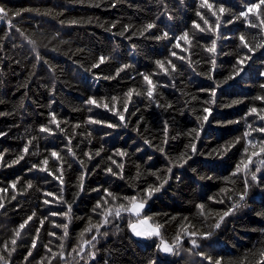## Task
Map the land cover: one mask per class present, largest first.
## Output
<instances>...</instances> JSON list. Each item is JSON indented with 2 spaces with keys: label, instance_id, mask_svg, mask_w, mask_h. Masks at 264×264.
<instances>
[{
  "label": "trees",
  "instance_id": "trees-1",
  "mask_svg": "<svg viewBox=\"0 0 264 264\" xmlns=\"http://www.w3.org/2000/svg\"><path fill=\"white\" fill-rule=\"evenodd\" d=\"M207 5L0 0V264H264V4Z\"/></svg>",
  "mask_w": 264,
  "mask_h": 264
},
{
  "label": "snow or ice",
  "instance_id": "snow-or-ice-1",
  "mask_svg": "<svg viewBox=\"0 0 264 264\" xmlns=\"http://www.w3.org/2000/svg\"><path fill=\"white\" fill-rule=\"evenodd\" d=\"M204 3L207 5V0H204ZM261 4H264V0H261ZM207 6H208L209 8L212 7L211 5H207ZM256 7H257V5H250L249 8H248V11L251 12V11H252L253 9H255ZM224 11H225V9H224L223 7H221L220 12L223 13ZM0 13H5V9L0 8ZM197 14L200 15L199 13H197ZM213 14L215 15V13H213ZM239 15L242 16V17H244V16L247 15V13H245V12H241ZM202 18H203V17H202ZM0 19H3V17L0 16ZM204 22H205V24L208 23L207 20H205ZM217 22H219V17H217ZM262 23H264V21H262ZM152 27H154L153 24H148V25L146 26V29H145V30H147V29H151ZM197 27H199V25H197ZM201 30H203V29H201ZM164 36H165V38H166V37H167V33H165ZM158 39H159V37H158ZM177 39H178V40H179V39H183L185 42H187V41H188V34L185 33L182 37H179V38H177ZM240 39H241V41H244V37H243V36H241ZM215 44H216V42L213 41V42H212V47L208 49L209 52H214V51H215ZM177 46H179V45H177ZM244 46H245V47H248L247 43H245ZM257 47H259V45H257ZM249 50L252 51V49H249ZM172 54L175 55L174 52H173ZM103 59H104V58L101 57V62L103 61ZM156 63H157V65H159L161 68H163V63H162L161 61H157ZM96 66H97V65H94V67H96ZM172 69L175 70V65H172ZM144 78H145L146 81L149 82V84H151V81L149 80V78H148L147 76H145ZM130 94H131V90H130V92H129L128 95H130ZM148 95H149V96H152V88H151V87H149ZM257 99H264V97H257ZM88 102H89V103H95V101L91 100V98H90V100H89ZM204 111L207 112L208 109H205ZM251 111H252V112H256L257 110H256L255 108H253V109H251ZM203 119L206 121V120L208 119V117H207V116H204ZM261 119H264V117H261ZM50 123H56V119H55V116H54V115H53L52 120L50 121ZM57 126H58V125H57ZM41 131H44V132H50L51 129L48 128V127H42V128H41ZM259 131L264 132V128L259 129ZM0 135H3V133H0ZM248 135H249L248 133H245V136H248ZM249 143H251V141H249ZM192 148H193V151H195V145H192ZM23 151H24L25 153L28 152V146H27V145L25 146V148L23 149ZM69 151H71V150H69ZM245 151H247V149H245ZM262 153H264V145L261 146V148H260V152H259V153H257V152H253V153H252V156H257V155H260V154H262ZM122 154H123V153H121V155H122ZM51 155H52V157L59 158L58 153H56V152H52ZM252 156H249V157H248V161H249V163H250L251 160H252ZM20 159H23V157L21 156ZM15 162H16V161H14V163H15ZM262 162H264V161H262ZM42 163H43V164H47L48 161H47V160H44V161H42ZM35 167H36V165H33V168H35ZM247 168H248V163H245V164L243 165V168H241L240 165H238V166H237V172H239V171H241V170H247ZM44 170L47 171L46 168H45ZM258 170H259V169H257V171H258ZM109 171H111V170L109 169ZM169 171H171V170L169 169ZM251 178H252V180H256V175H255V173H252ZM12 187H15V184H13ZM29 187H31V185H29ZM153 191H159V188H155V189H151V190H149L148 193H147V195L150 197V196L152 195V192H153ZM245 194H246V191H245L244 194H242V195L240 196V199H241V200L244 199V195H245ZM47 195L51 196L52 193H47ZM114 199H115V197H114ZM131 199H132L133 201H135V198H134V197L131 198ZM45 203H49V201H45ZM0 207H3V205L0 204ZM143 207H144V204H143V203H133L132 206H131V208H126L124 205H120V206L115 210V215H116V216H119V215L121 214L122 211L139 212V210L142 209ZM198 207H200L201 209H203V205H199ZM237 207H239V204H235V205H233V208L229 209L228 212H225L222 216H220V220L217 221L215 227H219V226H220V221H222V220L224 219L225 216H227L230 212H232V211H233L235 208H237ZM105 211H106V217H107V215H111V214H112V210H110V209H106ZM33 215H35V214H33ZM53 215H55V213H53ZM32 218H33L32 216L28 217V219H27L23 224H21V225L19 226V228H20V229H23V228L25 227V225H26L29 221L32 220ZM103 223H108L107 218H105V220L103 221ZM41 224H43V221H41ZM95 227H96L97 231H99V227H100V225H95ZM130 227L132 228V230L135 232V234H136L137 236L145 235V233H142V232L136 231V226H135V225H130ZM90 230H91V227L85 229V231H90ZM37 232H39V229H37ZM65 233H67V225H65ZM16 235H17V236L20 235L19 230L16 231ZM53 235H54V234H53ZM191 235H192V236H195L196 233H191ZM203 235H204V236H207L208 234H207V233H204ZM95 240H96V237L93 236V237H92V241H95ZM179 240H180V237H177V243H179ZM92 241L84 240V241H83V244H91ZM11 243H12V244H15V243H16V240L13 239V240L11 241ZM83 244L81 245V247H80V249H79L80 252H83V251H84V249H83ZM192 244H193V246H195V245H196V241L193 240V241H192ZM35 246H36V241L34 240V241H33V247H35ZM6 247H7V245H5V248H6ZM163 250H164L165 252H171L173 249H172L171 247H169L168 245H165L164 248H163ZM29 255H31V253H29ZM69 255H71V253H69ZM88 255H89V256H94L95 253H94V252H90V253H88ZM2 259H3V257L0 256V260H2ZM216 264H222V262L219 261V260H217V261H216Z\"/></svg>",
  "mask_w": 264,
  "mask_h": 264
},
{
  "label": "rangeland",
  "instance_id": "rangeland-1",
  "mask_svg": "<svg viewBox=\"0 0 264 264\" xmlns=\"http://www.w3.org/2000/svg\"><path fill=\"white\" fill-rule=\"evenodd\" d=\"M140 210H141V209H140ZM140 210H139V212H140ZM139 212H132V211H130V213H131L132 215L138 214ZM131 225H135V226H136V231H139V232L145 233V235L137 236V235L135 234V232L132 230V228L130 227L131 230L133 231V233H134L137 237H139V238H145V237H149V236H157V235H158V230H156V229H155V228H154L149 222H147L146 220H142V219H140L139 221H136V222L132 223ZM165 245H168V244H165V243H162V244H161V250H162L163 253L168 254V253H170V252H165V251L163 250V248H164ZM168 246H169V245H168ZM169 247L172 248V246H169Z\"/></svg>",
  "mask_w": 264,
  "mask_h": 264
}]
</instances>
